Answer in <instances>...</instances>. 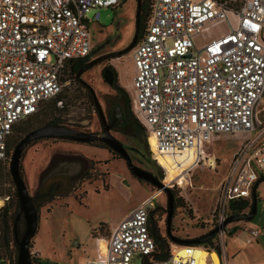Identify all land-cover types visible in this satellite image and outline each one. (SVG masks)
Here are the masks:
<instances>
[{
  "label": "built area",
  "instance_id": "2783aa9c",
  "mask_svg": "<svg viewBox=\"0 0 264 264\" xmlns=\"http://www.w3.org/2000/svg\"><path fill=\"white\" fill-rule=\"evenodd\" d=\"M120 1L0 0L2 164L9 165L14 126L61 91L68 82L61 76L72 60L90 53L89 24L99 12L90 18L88 12ZM235 1L150 0L145 30L131 48L133 74L126 85L132 113L166 186L178 180L167 179L158 156L188 172L200 163L214 167L210 159L217 158L209 148L218 135L238 141L208 229L230 214L232 201L251 196L252 186L264 176V120L258 116L264 97V0ZM155 197L145 196L107 236L96 237L93 256L77 264H141L155 249L149 221ZM8 198L2 196V203ZM249 234L247 242L258 230L249 228ZM194 247L171 242L169 257L152 264H227L225 254L203 247L206 254L200 256Z\"/></svg>",
  "mask_w": 264,
  "mask_h": 264
},
{
  "label": "rangeland",
  "instance_id": "374dc122",
  "mask_svg": "<svg viewBox=\"0 0 264 264\" xmlns=\"http://www.w3.org/2000/svg\"><path fill=\"white\" fill-rule=\"evenodd\" d=\"M145 1L150 2V0ZM240 1L236 0L235 4H239ZM135 11L136 0H121L116 7H99L88 12L89 18L93 13L99 12L98 20L89 24L92 43H94L93 50L96 52L92 57L105 53L107 57L113 58L109 63L104 60L94 64L77 79L71 75L67 76L66 78L70 79L63 84L60 91L66 103L65 106L62 110L53 113L50 103L45 102L38 113H33L29 118L19 122L8 142L12 150L27 131L48 123L54 116L59 118L58 124L61 125L94 132L101 130L97 111L90 104L78 79L91 86L107 118V110L119 104L122 96L102 80L100 72L106 63L113 66L118 72V84H121L128 92L125 84L130 81L133 74L131 48L134 45L128 46L135 33ZM141 35L142 33L139 34V38ZM262 100L258 104V114L261 117L264 116L262 110L264 99ZM113 134L130 154L136 155L141 167L161 175L162 169L151 158L142 133H138L135 137L118 132ZM237 146L238 141L231 135H218L209 148V151L217 158L212 164L214 167L200 163L185 172L182 183L173 181V185L168 186L174 200L169 222V229L173 236L179 239L195 238L210 230L208 220L212 217L220 182L230 156ZM54 152L87 156L91 161V169L87 170L90 180H84L76 187H64L61 183L60 187L54 189L55 195L52 199L37 202L38 223L29 243L31 264H40L35 258L42 259V264L65 262L77 264L85 257H92L95 251V238L107 236L111 226L129 212L140 199L157 191L160 194L154 200L153 220L160 232L166 234V193L144 180L137 181L132 178L123 166L122 160L111 158L107 148L100 142H77L52 137H40L29 142L21 153L20 170L30 194H34L37 188H40L42 192L50 186L54 187L55 183L63 181L62 178L55 176L39 186V180L49 172L46 165ZM159 162L167 168L168 180L175 178L174 176L183 168H172L160 160ZM163 176L164 172L161 177ZM14 189L9 165L0 162V205L3 204L1 196L10 194L12 197ZM256 193L258 198L252 218L228 222L224 226V233L215 234L212 240L213 245L210 249L218 246L221 254L225 253L224 244L226 245L229 264H231L232 247H237L242 252L240 256H247L248 259H254V257L261 259L264 256V178L258 181ZM249 228L258 230V235L251 240L250 244L247 243V239L251 238ZM23 230L22 218L16 225L18 237ZM232 231L234 234H230ZM10 235L12 236V231ZM169 242L175 241L172 239ZM0 252L2 253L0 264H11L14 248L10 245L7 252L1 250Z\"/></svg>",
  "mask_w": 264,
  "mask_h": 264
},
{
  "label": "water",
  "instance_id": "95a60500",
  "mask_svg": "<svg viewBox=\"0 0 264 264\" xmlns=\"http://www.w3.org/2000/svg\"><path fill=\"white\" fill-rule=\"evenodd\" d=\"M135 40L133 39L131 44L128 47H132ZM94 61L90 62L88 65L92 64ZM85 68V67H84ZM81 68L77 72V76L84 69ZM102 76L105 78L106 82L112 83V72L109 67L103 68ZM94 101L97 109L98 118L101 124V130L99 132L94 131H86L83 129L73 128L66 125L55 124V123H46L40 126H37L29 131H27L15 144L13 147L10 160H9V173L11 175L12 181L15 186L16 196L19 205V212L16 215V219L22 214L24 219V230L20 237L15 233V240L17 242V257L16 264H31V256L29 250V243L31 237L34 235L37 223H38V214L37 208L35 205V195L30 194L29 190L25 184L23 176L20 170V156L24 147L33 139L40 137H52V138H61L67 140H73L77 142H91V141H102L108 148L111 150L121 154V156L125 159L127 168L129 171L135 175L137 178H140L161 191H164L167 196V215H166V223H167V232L171 234L169 231V222L173 210V193L171 189L166 186L163 182L159 180L157 176H155L151 171L141 167L134 165L129 157L127 150L124 148L122 142L114 136L110 132V128L113 124L122 123L124 120L123 110L120 104H115L110 109V122L107 121L102 108L97 100V97L94 93ZM77 166L73 163H65L60 169H56L51 171V174L55 173H69ZM259 180H257L252 186L251 197H252V205L251 209L245 213L239 214H229L225 217L222 223L216 225L211 228L204 234L188 239H179L171 234V239L175 242L183 243V244H198L205 239L214 236L219 230L223 229L225 224L233 220H248L252 218L256 210V185ZM15 226V223H14Z\"/></svg>",
  "mask_w": 264,
  "mask_h": 264
},
{
  "label": "trees",
  "instance_id": "16d2710c",
  "mask_svg": "<svg viewBox=\"0 0 264 264\" xmlns=\"http://www.w3.org/2000/svg\"><path fill=\"white\" fill-rule=\"evenodd\" d=\"M149 14H150V2L148 3L145 0H136V11H135V34H136V40H135L133 45H135V43L138 42V40L140 39L139 38V34L140 33L143 34V32L145 30V27H146V24H147V20H148ZM145 21H146V23H145ZM84 59L85 58L72 60L70 62V64H69V67L67 68V70H65V72L61 76V80L62 81L69 80L70 79L69 77L66 78L69 75H71L75 79H77L78 78L77 72H78V70L80 68L79 64ZM78 81L81 84V86L84 88L85 95L87 96L90 104L97 111L96 106H95V101H94V91H93V89L85 81L80 80V79H78ZM112 87L116 90V93H118L119 95L122 96L121 97V102L119 104H120V106H121V108L123 110V113H124V120H123L122 123H120V124H118L116 126V130L119 133H121V134L131 135V136H134V137L138 133H142L143 136H144V132H143L142 126L137 121V119L135 118V116L133 115V113L131 111L130 99H129V95H128L127 90L121 84L119 85L118 82L114 83L112 85ZM58 100L62 101V105L61 106H56ZM45 102L46 103H50V109L52 110L53 113H55L57 110H62V107L65 106V104H66V103H64L63 95L59 92L58 94H56L52 98H50V99H48L46 101H43L39 105V107H38V109H37V111L35 113H38L39 109L44 106ZM109 116H110V109L107 110V117H109ZM58 121H59V118L57 116H54L48 122L49 123L58 124ZM59 139H61V138H59ZM99 142L106 147V144H104L101 141H99ZM8 151H9V154L12 153V147H9V145H8ZM161 175H162V172H161ZM161 175H159L160 178H161ZM262 178H264V176ZM257 185H258V183H257ZM257 185H256V188H257ZM54 189H56V186H54V187L50 186L45 191L41 192V189L37 188L36 192L34 193V195H35V205L40 200H45V201L47 200L48 201V200L52 199L54 197V195H55ZM7 195L9 196L7 202L4 203L0 207V250L3 251V252H5V251L7 252L8 251V247L11 245V247L14 248V257H13V260H12L11 264H16L17 242L15 240L14 230L16 231L17 222L19 220H21L23 218V216L21 214L16 219V215L19 212V205H18V200H17L15 189L13 191L12 197H11L10 194H7ZM2 196H4V195H2ZM257 198H258V195L256 193V199ZM251 205H252V197L251 196L237 199V200L232 201L230 203V205H229V213L230 214H239V213L248 212L251 209ZM154 212H155V208H153L150 211V221H151V227L150 228H151V235H152V237H153V239L155 241V249H154V251L151 254L146 255V256H144L142 258L141 264H152L155 261L164 260V259L168 258L169 255H170L169 245H170L171 242H169V241L172 240L171 239V234H169L167 232V229H166V234L165 235L160 232L157 224L153 220ZM14 223H15V226H14ZM11 231H12V236L10 235ZM169 231H170V229H169ZM16 235H17V232H16ZM214 236L209 237V238L205 239L204 241H202V242H200L198 244H191V245L200 246V247L203 246V247H207L208 249H210V246L213 245V241L212 240H213ZM174 243L183 244V243H178V242H174ZM211 248L215 249L216 251L219 252L218 246H213ZM1 254L2 253L0 252V255ZM0 258H1V256H0ZM35 259L39 263H40V261H42V259H40V258H35Z\"/></svg>",
  "mask_w": 264,
  "mask_h": 264
},
{
  "label": "flooded vegetation",
  "instance_id": "af4514ba",
  "mask_svg": "<svg viewBox=\"0 0 264 264\" xmlns=\"http://www.w3.org/2000/svg\"><path fill=\"white\" fill-rule=\"evenodd\" d=\"M118 6V5H117ZM134 40H136V34L134 33V37H133ZM132 39V40H133ZM137 43V42H136ZM135 43V44H136ZM93 47H94V43H93V46L91 48V51L90 53L87 55V57L82 60L80 62V68H84L80 73L82 74L84 71L88 70L89 68H91L94 64H99L100 62H103L104 60L106 62H110L111 58L113 57H107V55L105 53H100L99 55H97L96 57H92L93 54H95L96 52L93 50ZM94 61L92 64L88 65L90 62ZM105 67H109L111 69V72H112V83L109 84L110 86H112L114 83H117L118 82V72L116 69H114L113 66H111L110 64H104V66L102 67L101 69V76H102V73H103V68ZM102 80H105V78L102 76ZM124 114V113H123ZM111 120V117H107V121L110 122ZM120 124V123H116V124H113L110 128V132L113 134V132H118L116 130V126ZM17 127V124L14 126V128ZM85 130V129H83ZM86 131H89V130H86ZM119 133V132H118ZM114 135V134H113ZM115 136V135H114ZM34 140V139H33ZM32 142V140L30 141ZM91 142H99L98 140H95V141H91ZM102 142V141H101ZM108 152L110 153V157L113 158V159H117V160H122L123 162V166L127 169V171L129 172L130 176H132V178L136 179L137 181L139 180H142L140 178H137L135 175H133L129 169L127 168V164H126V161L125 159L121 156V154L111 150L110 148H108L106 146ZM125 148V147H124ZM126 149V148H125ZM127 150V149H126ZM23 151V150H22ZM128 154H129V157H130V160L131 162L134 164V165H137V166H141L140 165V161L139 159H137L136 155H133V154H130L129 151L127 150ZM22 153V152H21ZM21 158V156H20ZM152 158V157H151ZM90 159L87 158V156H84L83 154H63V153H60V152H54L50 155V158L47 162V165H46V169H49V172L46 176L42 177L40 180H39V186H42L45 184V182L50 179V178H53L55 176H58L60 178L63 179V181H59L57 183H55V186L56 188L57 187H60L61 186V183L64 185V187H76V186H79L80 184H82L84 182V180H90V177H89V173L87 172V170L91 169L90 167ZM65 163H73L75 164L77 167L74 168L71 172L69 173H55V174H51V171L53 170H56V169H60L59 167H61L63 164ZM20 164V163H19ZM21 165V164H20ZM155 176H157L160 180V177L157 175V173H153ZM7 201H5L4 203H6ZM3 203V204H4ZM149 221H150V216H149ZM151 223V221H150ZM40 264H42V262L40 261ZM60 264V263H59Z\"/></svg>",
  "mask_w": 264,
  "mask_h": 264
},
{
  "label": "crops",
  "instance_id": "0c3cea01",
  "mask_svg": "<svg viewBox=\"0 0 264 264\" xmlns=\"http://www.w3.org/2000/svg\"><path fill=\"white\" fill-rule=\"evenodd\" d=\"M129 82H127L126 84H125V86L128 84ZM262 99H264V97L262 98ZM261 99V100H262ZM263 101V100H262ZM262 110L264 111V105H263V107H262ZM258 113H259V109H258ZM258 116L260 117V119H263L264 120V116L263 117H261L259 114H258ZM262 178V177H261ZM260 178V179H261ZM259 179V180H260ZM258 186V185H257ZM143 199V198H142ZM142 199H140L139 200V202L142 200ZM138 202V203H139ZM137 203V204H138ZM115 225V224H114ZM114 225H112L111 227H113ZM249 230V229H248ZM233 233V231L230 233V234H232ZM229 234V235H230ZM234 234V233H233ZM252 242V241H251ZM251 242H247L248 244H250ZM198 247H200V246H198ZM201 248L202 249H205V248H203V246H201ZM224 248H225V258H226V263L227 264H229L230 263V261L228 260V258H227V251H226V245L224 244ZM209 252H214V251H209ZM215 252L216 253H218V251H216L215 250ZM214 252V253H215ZM215 253V254H216ZM230 254H231V264H264V256H262V258L260 259V258H256V257H254V259H248L247 258V256H240V255H242V252L237 248V247H232L231 248V250H230ZM217 255V254H216ZM216 258H218V256H216ZM219 259V258H218Z\"/></svg>",
  "mask_w": 264,
  "mask_h": 264
},
{
  "label": "bare ground",
  "instance_id": "6f19581e",
  "mask_svg": "<svg viewBox=\"0 0 264 264\" xmlns=\"http://www.w3.org/2000/svg\"><path fill=\"white\" fill-rule=\"evenodd\" d=\"M157 158H158V162H159V160H160V161H162L165 165L170 166V165H169L170 162H169V160H168L166 157H164V156H158ZM159 163H160V162H159ZM213 163H214L213 160L210 159V164H213ZM161 165H162V164H161ZM162 166H163V165H162ZM185 171H186V170H185V168L183 167V168L181 169V171H180L178 174H176V175L174 176L175 178H172V179H177L179 183H182V181H183V177H184V174H185ZM172 179H169V180H172ZM159 194H160L159 191H157V192L155 193L156 196L159 195ZM1 203H2V202H1ZM194 249H195V252H196L197 254H199L200 256H204V255L206 254V251H205L204 249L198 247V246H195ZM211 256L214 258V260H216V254H215L214 252H211Z\"/></svg>",
  "mask_w": 264,
  "mask_h": 264
}]
</instances>
